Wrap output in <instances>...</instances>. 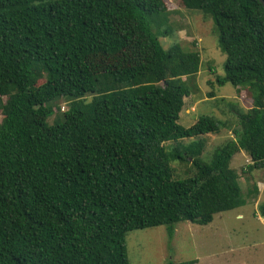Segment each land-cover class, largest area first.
Wrapping results in <instances>:
<instances>
[{
    "label": "trees",
    "instance_id": "trees-1",
    "mask_svg": "<svg viewBox=\"0 0 264 264\" xmlns=\"http://www.w3.org/2000/svg\"><path fill=\"white\" fill-rule=\"evenodd\" d=\"M181 2L216 26V83L251 99L246 111L230 107L235 138L209 159L202 141L165 147L227 125L176 122L200 55L164 46V0H0V264H129L127 232L165 225L172 237L178 222L207 225L244 205L230 162L243 150L249 170L264 166V7ZM61 97L70 105L56 115ZM173 161L192 175L174 179ZM249 192L258 195L255 183Z\"/></svg>",
    "mask_w": 264,
    "mask_h": 264
},
{
    "label": "rangeland",
    "instance_id": "rangeland-1",
    "mask_svg": "<svg viewBox=\"0 0 264 264\" xmlns=\"http://www.w3.org/2000/svg\"><path fill=\"white\" fill-rule=\"evenodd\" d=\"M167 15L159 27L167 33L161 37L165 47L177 43L185 51L196 50L200 55V68L190 78L193 90L183 97L177 107V123L189 127L200 117H212L226 123L219 132L193 138H180L165 143L167 150L184 148L193 141H202L201 156L209 159L213 151L225 141L235 138L232 130L238 128L234 113L251 107V99L246 90L239 91L231 84L219 86L217 76L224 75L225 55L218 47V31L213 20L201 11L187 9L181 0H164ZM155 22V20H154ZM152 23L157 29L159 20ZM41 81H39L40 83ZM214 92L213 98L208 97ZM92 95L86 96L90 100ZM55 114L67 110L70 99L56 100ZM233 110V111H234ZM3 116L0 111V124ZM54 121V115L49 118ZM249 155L241 150L234 154L230 166L238 173V184L242 190L244 205L214 215L207 225H197L189 221L175 224L172 237L167 227L160 225L129 231L125 235V247L129 264H165L169 260L181 262L194 259V264H264V216L259 206L264 204V166L249 170ZM173 178L184 179L192 175L189 162L173 161ZM258 181L261 196L253 198L249 188ZM242 217H238L239 214Z\"/></svg>",
    "mask_w": 264,
    "mask_h": 264
},
{
    "label": "crops",
    "instance_id": "crops-1",
    "mask_svg": "<svg viewBox=\"0 0 264 264\" xmlns=\"http://www.w3.org/2000/svg\"><path fill=\"white\" fill-rule=\"evenodd\" d=\"M259 182L258 181H256L255 180V184L257 185V187H258V198H259V196H261V190H260V186H261V183H264V181L263 182H261L260 184H258ZM256 198V197H255ZM238 217H242V214L240 213L239 215H238Z\"/></svg>",
    "mask_w": 264,
    "mask_h": 264
},
{
    "label": "water",
    "instance_id": "water-1",
    "mask_svg": "<svg viewBox=\"0 0 264 264\" xmlns=\"http://www.w3.org/2000/svg\"><path fill=\"white\" fill-rule=\"evenodd\" d=\"M259 2H261V4H262L263 7H264V0H259Z\"/></svg>",
    "mask_w": 264,
    "mask_h": 264
}]
</instances>
